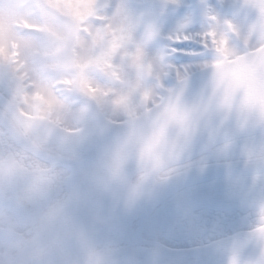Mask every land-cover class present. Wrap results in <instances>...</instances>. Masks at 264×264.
Here are the masks:
<instances>
[{
  "label": "clouds",
  "instance_id": "9594fccd",
  "mask_svg": "<svg viewBox=\"0 0 264 264\" xmlns=\"http://www.w3.org/2000/svg\"><path fill=\"white\" fill-rule=\"evenodd\" d=\"M232 7L0 0V264H173L231 232L218 191L248 223L207 264H264V0ZM201 35L194 86L177 46Z\"/></svg>",
  "mask_w": 264,
  "mask_h": 264
},
{
  "label": "flooded vegetation",
  "instance_id": "af4514ba",
  "mask_svg": "<svg viewBox=\"0 0 264 264\" xmlns=\"http://www.w3.org/2000/svg\"><path fill=\"white\" fill-rule=\"evenodd\" d=\"M215 174V169H211L208 173V175L204 178L203 183H207V181L211 180L213 175ZM227 175L224 174L223 180L224 183L222 185L223 189H227ZM207 211L212 214H224L226 217L230 218L232 221L230 228V233H225L224 236L231 234L232 232H237L242 230L245 225L248 223L247 218L240 215V207L231 202L230 200H227L223 197L222 193L220 191L217 192L215 196H211L208 199L207 203ZM213 240L209 239L207 236H201L198 238V241L195 244H192L191 246H200L202 244L211 242ZM178 248H186V247H177L172 249H178Z\"/></svg>",
  "mask_w": 264,
  "mask_h": 264
},
{
  "label": "rangeland",
  "instance_id": "374dc122",
  "mask_svg": "<svg viewBox=\"0 0 264 264\" xmlns=\"http://www.w3.org/2000/svg\"><path fill=\"white\" fill-rule=\"evenodd\" d=\"M240 3V0H232L233 7L230 9H223L221 10L222 18L228 19V18H234L237 22H243L240 20L238 16V9L235 7ZM193 51L199 52V49H196L194 45L190 46ZM211 59V56L209 53H201L200 58H190L186 57L184 59H177L178 63H180L182 66H187L189 68L190 76L191 78L204 72L207 70L206 67H203V65L206 62H209Z\"/></svg>",
  "mask_w": 264,
  "mask_h": 264
},
{
  "label": "snow or ice",
  "instance_id": "6c2138e0",
  "mask_svg": "<svg viewBox=\"0 0 264 264\" xmlns=\"http://www.w3.org/2000/svg\"><path fill=\"white\" fill-rule=\"evenodd\" d=\"M220 39L224 40L227 42L226 37H220ZM194 45L196 49H199V52H195L192 50L190 46ZM215 48V45L212 44V41L209 37H204L203 35L197 37L193 36L187 41H181L178 42L177 46V59H184L186 57L190 58H200L201 53H209L208 50L209 48ZM211 66V62H206L203 67L209 68ZM184 69L186 71L189 70L187 66H184Z\"/></svg>",
  "mask_w": 264,
  "mask_h": 264
},
{
  "label": "water",
  "instance_id": "95a60500",
  "mask_svg": "<svg viewBox=\"0 0 264 264\" xmlns=\"http://www.w3.org/2000/svg\"><path fill=\"white\" fill-rule=\"evenodd\" d=\"M207 71L208 70H205L204 72L192 77V82L195 79H197L199 76L207 73ZM203 81L204 80H202L201 82H199L198 84H196L194 86L201 84ZM227 238H225V239H227ZM225 239H222L221 241L211 243V244H215L217 247H220L224 243ZM211 244H208V245H205L202 247L191 248V249H184V250L182 249V250L171 251L173 253V256H172L173 264H186V261L188 262V264H207L208 256L206 254V249Z\"/></svg>",
  "mask_w": 264,
  "mask_h": 264
}]
</instances>
